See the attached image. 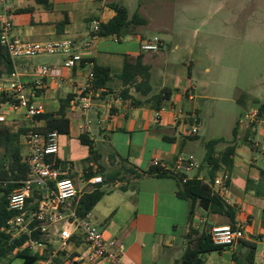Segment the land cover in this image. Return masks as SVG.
Returning <instances> with one entry per match:
<instances>
[{
	"label": "crops",
	"instance_id": "obj_1",
	"mask_svg": "<svg viewBox=\"0 0 264 264\" xmlns=\"http://www.w3.org/2000/svg\"><path fill=\"white\" fill-rule=\"evenodd\" d=\"M23 1L25 4L21 7H29L28 11L14 8L15 1L9 0L10 6H6L13 35L27 40H36L37 37L38 40L69 38L75 43V51L84 60L73 68L63 69L64 76L56 80L40 78L39 69L46 65L61 66L64 55L20 59L18 69L28 84H33L37 79L42 82L43 86L35 93V100L43 103L45 112H57L64 99L69 98L65 109L69 132L59 134L58 152L54 157L60 161L64 173L72 175L77 187L79 182L82 183L78 187L79 196L93 187L82 181L87 179V172L92 171L94 175L102 177V182L96 185L101 184L104 194L89 211V220L98 226L105 237L118 240L123 264L179 263L188 246L195 247L201 242L203 225H231L225 213H208L197 205L189 221L191 203L176 195L177 182L174 178L146 174L137 178L133 171L141 172L150 164L159 163L166 169L185 174L187 178L196 176L210 183L212 165L204 161V156L197 158L192 147L193 139L198 134L191 137L184 132L186 121L192 114L197 115L200 127L195 85L191 78L193 61L187 64L182 62L187 65L186 70L178 65L179 57L185 52L193 56L194 44H187L184 51L178 53L182 44H164L166 39L160 33L174 34L187 30V20L178 22L174 16L185 17L186 13L199 12L203 8L218 11L222 7L231 10L233 5L229 2L233 0H50L49 8L36 5L33 0ZM111 3L125 6L129 16L138 14L146 22L134 27V33L121 41L111 36H100L93 38L89 47H83L82 42L92 36V20L105 22L114 15ZM34 14L38 17L34 18ZM64 19L67 22L57 26ZM148 28L159 32L161 45L156 51L140 48L141 43L150 38L146 33ZM165 45L169 46L170 53L164 52ZM137 56L141 57L143 64L150 66V94L158 93L164 87L170 89L169 98L160 105L164 107L162 110L155 109L150 103L133 105L120 96V91L127 87L129 95L139 97L132 85H122L117 76L124 60L133 62ZM94 62L110 68V89L100 96L96 92L93 106L82 111L74 105L73 100L79 95V89ZM204 71L209 73V67H205ZM258 105L253 109L254 113ZM179 109L183 116L175 120ZM248 113L245 118L253 121ZM6 121L13 129L30 125L22 111L7 110ZM256 122L257 125L253 126L257 137L253 138V134L250 136L252 146L245 140L246 131L242 139L247 146L236 143L226 190L222 195L219 194L234 209L233 225L242 227L244 236L231 248L199 253L201 264H245L247 242H255L257 250L264 243V120L258 119ZM243 123L242 120L238 121V138ZM44 125L43 120L35 122L36 127L42 128ZM82 133L92 141L96 151L89 160H86L88 146L79 139ZM62 135L66 137L61 140ZM74 142L86 149L82 148L72 159L71 145ZM229 143L223 139L218 143L223 146L217 147L216 144L212 155L218 156ZM23 147L25 151L24 144ZM188 156L193 157L196 166L189 169L179 167L177 158ZM189 171L193 173L190 175L187 173ZM220 173L218 171L215 178ZM108 176L113 178L106 180ZM248 179L253 182L248 184ZM103 184L108 186L107 190L102 187ZM190 229L198 232H191ZM52 247L56 249L58 243L52 242ZM84 249L86 244L78 232L64 250V258L71 254L75 256Z\"/></svg>",
	"mask_w": 264,
	"mask_h": 264
},
{
	"label": "built area",
	"instance_id": "obj_2",
	"mask_svg": "<svg viewBox=\"0 0 264 264\" xmlns=\"http://www.w3.org/2000/svg\"><path fill=\"white\" fill-rule=\"evenodd\" d=\"M7 0H0L2 4V19L0 23V45H2L12 64V69L5 75H0V121L6 120V112L22 111L24 117L30 121L28 130L22 136L25 146L24 161L27 165V177L20 185L13 189L7 200L8 208L14 212L5 224L4 229L11 238L22 234L39 232L43 239L52 245L57 242L58 247H52V254L64 251L78 232L83 236L86 249L73 257L75 264H123L118 240L107 238L103 232L89 220V214L79 217L76 213V203L80 191L71 177H61L64 171L54 165L51 159L58 152V132L50 130L40 132L34 129L36 116L44 113V105L35 100V93L43 86L40 80L28 84L23 80L18 60L32 58L39 55H65L61 66H42L39 69L40 78L49 80L60 79L64 76L63 69L73 68L82 60L81 54L75 51L74 42L69 38L49 40H27L12 34V26L7 17ZM99 19L91 22L94 33L89 40L82 42L83 47H89L91 40L100 37L96 34L100 25ZM114 39L118 41L115 37ZM161 45V39L154 36L144 40L140 48L144 51H156ZM93 72L88 70L79 89V95L73 103L78 109L85 111L94 104L97 96L92 86ZM167 100V99H166ZM164 109L163 106L159 110ZM183 116L179 109L175 120ZM184 130L187 136H195L199 131V119L196 114L190 115ZM185 124V123H184ZM177 165L183 169L196 166L192 156L178 157ZM228 173H220L212 186L218 194L226 190L225 181ZM84 184L94 186L102 182L100 175H93L82 180ZM242 227H232L229 224L215 225L210 229L211 241L216 246L231 248L238 239L243 238ZM26 245L32 253L41 251L46 245L42 239L29 238ZM258 251L256 264H264V243ZM71 262V260H69ZM37 264H50L48 260Z\"/></svg>",
	"mask_w": 264,
	"mask_h": 264
},
{
	"label": "trees",
	"instance_id": "obj_3",
	"mask_svg": "<svg viewBox=\"0 0 264 264\" xmlns=\"http://www.w3.org/2000/svg\"><path fill=\"white\" fill-rule=\"evenodd\" d=\"M36 4L41 5L43 8H49L50 0H33ZM110 6L114 10V15L105 22H100L99 29L96 32L99 36H111L115 37L118 41H121L128 35L134 33V27L144 24L146 20L138 14L128 15L125 6L118 3H111ZM29 7L19 8L18 11H28ZM64 19L60 24L66 23ZM94 33L92 32L91 35ZM83 59L80 63H83ZM12 69L11 60L5 50L0 45V75L8 73ZM91 70L93 72L92 86L95 92H98L99 96L105 94L109 88V82L112 79L110 68L100 65L96 62L93 63ZM121 80L122 85H132L136 92L139 93V97L129 95L128 88L125 87L120 91V96L123 99H128L133 105H143L150 103L155 109H159L162 102L169 98L170 89L167 87L162 88L158 93L150 94V66L143 64L141 57L137 56L133 62L124 60L121 71L117 74ZM145 97V98H144ZM69 98L64 99V103L57 112H44L36 116V120H43L45 125L42 128L34 127L36 131L47 132L50 130H56L59 134H68L69 132V120L65 116V109L68 106ZM256 120H264V102L260 103L255 113ZM254 124H252L253 126ZM237 126L232 129L233 139L225 146V148L214 157L213 148L216 144L221 142L223 138H214L206 142V152L204 155V161L212 165L210 169L209 178L210 183L204 182L202 179L196 176L187 178L185 174L181 172H174L173 170L166 169L159 163H152L146 170L141 172L133 171L135 177L140 178L143 175H152L155 177H172L177 182L176 195L179 198L189 200L191 203L188 220L191 221L194 215L195 205L201 207L208 213H225L233 225L234 209L217 193L213 190L212 184L215 179V175L218 171L221 173H230L233 168V156L235 154V139L237 135ZM28 126H19L17 129L10 127L6 121H0V258L6 256L9 253L14 254L15 258H20V264H37L39 261L48 260L50 264H65V252L57 251L52 254V245L43 239V236L39 232H31L30 234H22L20 237L11 238V235L4 229L6 221L14 215L7 206V200L9 193L20 185L22 179L27 177V165L24 161V147L22 144V136L28 130ZM249 130V129H248ZM196 136V135H195ZM248 133H246L245 140L252 146V142ZM192 137V136H191ZM82 144L88 146V157L86 160L91 159L96 151L94 150L92 141L84 134H80L79 137ZM55 166L62 167L60 161L54 156L51 157ZM63 169V167H62ZM264 174V171H262ZM94 175V172L89 171L86 173V177L89 178ZM61 177H71L70 173H63ZM113 176L107 177L106 180L112 179ZM228 179L225 181L227 184ZM248 184L253 180L248 179ZM104 190L100 185H94L90 190L83 192L76 203V213L79 217H84L92 207L103 196ZM191 232H198V230L190 229ZM29 238L42 239L45 243V247L38 252L32 253L26 241ZM76 238V235L72 236V239ZM200 243L195 247L188 246L179 263L175 264H201L202 260L198 257L199 253L209 251L216 248H224L216 246L212 243L210 237V230H207V226L203 225L201 229ZM247 252L245 253V264H254L255 254L257 252V244L255 242H247ZM74 254L69 255L71 260L70 264H75L72 260Z\"/></svg>",
	"mask_w": 264,
	"mask_h": 264
},
{
	"label": "rangeland",
	"instance_id": "obj_4",
	"mask_svg": "<svg viewBox=\"0 0 264 264\" xmlns=\"http://www.w3.org/2000/svg\"><path fill=\"white\" fill-rule=\"evenodd\" d=\"M10 1H15L14 8H20L25 4L23 0ZM229 3L233 5L231 10L222 7L218 11L203 8L199 12L186 13L185 17L173 14L178 22L181 19L187 20L185 24L187 30L176 31L174 34L160 33L166 39L164 44H182V49L178 53L184 51L183 48L187 44H194L193 56L185 52L179 57L178 65L186 70L185 64L193 61L191 78L195 85V102L200 116L198 137L193 139L195 146H192L197 158L204 156L205 144L210 139L223 138L226 142H231L232 129L239 120L244 123L235 143L247 146L242 139L245 131L249 135L253 134V138L257 137L252 124L257 125L253 109L258 103L264 102V0H233ZM5 5L10 6L9 0ZM33 17L38 16L34 14ZM146 33L149 39L159 37V32L152 28L146 29ZM35 39L38 40V37ZM163 48L165 53H170L168 45ZM205 67H209V73L204 71ZM246 113L253 121L245 118ZM65 137L62 135L60 139ZM222 146L223 144H218L217 147ZM82 148L86 149L76 142L71 145L72 159ZM187 173L191 175L193 171ZM81 186L82 183L79 182L78 187ZM102 187L108 189L106 184ZM68 257L69 255L65 259V264H70ZM256 259L258 260V251ZM20 263L21 259L15 258L12 253L0 258V264Z\"/></svg>",
	"mask_w": 264,
	"mask_h": 264
},
{
	"label": "water",
	"instance_id": "obj_5",
	"mask_svg": "<svg viewBox=\"0 0 264 264\" xmlns=\"http://www.w3.org/2000/svg\"><path fill=\"white\" fill-rule=\"evenodd\" d=\"M211 224L209 223L208 225H207V230H210L211 229ZM75 263V262H74Z\"/></svg>",
	"mask_w": 264,
	"mask_h": 264
}]
</instances>
